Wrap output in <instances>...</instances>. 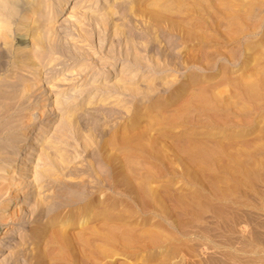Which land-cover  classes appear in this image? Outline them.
Masks as SVG:
<instances>
[{"label": "rangeland", "instance_id": "obj_1", "mask_svg": "<svg viewBox=\"0 0 264 264\" xmlns=\"http://www.w3.org/2000/svg\"><path fill=\"white\" fill-rule=\"evenodd\" d=\"M35 1L13 0L0 42V163L31 113L62 136L39 141L43 175L7 220L42 243L19 235L9 262L264 264V0H71L19 68ZM44 70L49 105L20 98V77Z\"/></svg>", "mask_w": 264, "mask_h": 264}, {"label": "bare ground", "instance_id": "obj_2", "mask_svg": "<svg viewBox=\"0 0 264 264\" xmlns=\"http://www.w3.org/2000/svg\"><path fill=\"white\" fill-rule=\"evenodd\" d=\"M45 2L46 0H36L33 8L25 15V17H23L21 26H19V28L17 29L19 32H21V34L23 33V36L21 38H18L20 42L19 47L17 48V55L19 57L17 62L19 68L28 66V63L30 62L29 56L31 54L40 53L42 51L45 38V30L47 28H53V24H51L54 21L53 19L58 15L68 13L71 7V0H55V6H51L49 10L50 19L44 21L40 18V14H44V12L47 10L44 4ZM16 10L17 9H15L13 0H0V16L7 17V22H0V42L1 40L6 41V39L10 35L9 20H11L14 16H17ZM37 14L39 15L38 18L36 17ZM30 20H34L33 23L31 22V25H29ZM48 75L49 74H47L44 70L38 72H30V76H27L26 78L24 76H21L18 81V85L20 86L18 96L23 99L27 98L36 89L37 91L42 92V95L44 97H47L46 102L43 105H49V102L47 100H49L48 97L50 96V92L53 90H51L53 85H50L49 87L47 84L48 82L44 81L45 78H48ZM91 99L92 97L89 98V102L92 101ZM31 114L35 115L34 124L26 131L25 136L17 150V155L11 159L12 161L0 163V171L8 172L6 176H2L5 177L4 179L8 180L6 186V194H8V196L0 206V218L6 219V221L2 223L4 228L0 232V253L6 252L7 254L4 256V258L2 259L3 261L0 262V264L10 263L9 261L10 259H12V255L9 253V249L11 246L20 244L19 242H17V240L20 239L19 235L21 234L25 233L23 236L30 237V240L37 238V241L35 242V245L37 246L42 243V237L38 236L37 228H31L27 232H24V228L26 227L24 226V220H22L21 222H13L14 224H9L7 222V220L13 219L15 216H18V212H16L15 209V205L17 203L16 199H18V197H23V204L25 205L27 204V201L30 200L31 189H27L23 193L21 192V189H25V187L30 186L35 181V179L38 178V176L43 175L41 167L45 168V164L47 163V156L45 155V153L41 152L38 149V147L42 145L39 144V141L45 138L44 136H42L44 132H51L54 129V126L51 125L52 120L48 119V122L43 125V127H40L41 113L36 111ZM33 128L35 132H33L31 135L30 133ZM37 131L41 132L38 133ZM60 133L58 132V134ZM61 136L53 134V136L51 135V137H46L45 141H48L47 146L49 148L54 147L56 145L55 137L58 139L59 137L61 138ZM22 151L23 154L20 157V152ZM35 151H40V153L37 154ZM35 159L37 160V162L32 165L31 161H34ZM15 161H17V163H15ZM12 162H14V164H12ZM7 165L10 166L7 167ZM30 172L32 173V175ZM28 176L33 177V179L31 181L27 180L26 177ZM2 182L3 181L0 182V188L2 186Z\"/></svg>", "mask_w": 264, "mask_h": 264}, {"label": "clouds", "instance_id": "obj_3", "mask_svg": "<svg viewBox=\"0 0 264 264\" xmlns=\"http://www.w3.org/2000/svg\"><path fill=\"white\" fill-rule=\"evenodd\" d=\"M0 22H7V17L0 16Z\"/></svg>", "mask_w": 264, "mask_h": 264}]
</instances>
